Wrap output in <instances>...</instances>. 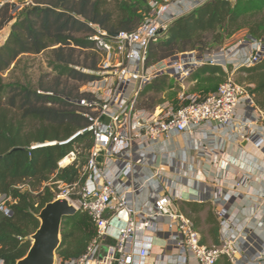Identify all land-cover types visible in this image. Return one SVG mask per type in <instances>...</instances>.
<instances>
[{
    "label": "built area",
    "instance_id": "2783aa9c",
    "mask_svg": "<svg viewBox=\"0 0 264 264\" xmlns=\"http://www.w3.org/2000/svg\"><path fill=\"white\" fill-rule=\"evenodd\" d=\"M204 1L162 4L151 0L152 13L135 30L121 31L113 37L99 29L91 37L103 52L98 72L102 77L81 90L93 95L81 104L93 112L85 113L91 123L83 131L91 132L94 141L81 172L83 183L68 184L55 174L48 184L53 186L56 198L68 199L78 211L89 215L96 236L82 256L59 260L58 264H143L151 254L153 235H164L168 248L173 250L168 255L163 248L155 264H217L221 257L232 264H264V164L257 163L248 152L242 159L219 158L213 162L216 175L204 182L205 176L195 172L194 158L186 152L196 150L201 156L223 147L232 138L254 145L257 138L263 140L264 123L260 121L264 122V111L254 94L228 76L201 99L188 94V103L180 107L169 102L154 109L136 106L139 92L163 73L184 83L205 65L221 66L227 73L228 68L239 70L264 61V36L257 38L248 33L218 52L188 51L147 66L150 43L173 19ZM30 3L0 0V9L10 5L11 13L16 14ZM185 135L190 141L182 157L176 158L168 143ZM209 136H217L219 142L210 146L205 141ZM76 158L75 151L69 152L58 163L59 168L74 163ZM228 168H234L236 176L229 187L223 185L222 176ZM165 170L173 174L166 175ZM192 179H199L198 196L186 199L177 188L181 181ZM207 182L218 184L220 193L215 195L214 190L210 196ZM252 182L259 187L250 189L245 197L254 210L239 221L230 213L229 204L242 196L240 189L250 187ZM77 187L80 190L74 197ZM179 201L213 202L220 226L219 245L201 242L200 232L180 211ZM12 203L11 196L0 194V210L5 214L12 213ZM121 212L126 215L125 224L115 228L114 220ZM0 264L11 263L0 259Z\"/></svg>",
    "mask_w": 264,
    "mask_h": 264
},
{
    "label": "trees",
    "instance_id": "16d2710c",
    "mask_svg": "<svg viewBox=\"0 0 264 264\" xmlns=\"http://www.w3.org/2000/svg\"><path fill=\"white\" fill-rule=\"evenodd\" d=\"M145 1L31 0L16 14L11 13L10 5L0 9V31L10 26L0 45V194L13 200L11 214L0 210V259L7 263L16 264L26 255L30 236L40 224L36 215L56 199L53 186L48 184L53 175L68 184L83 183L81 172L94 141L91 132L83 131L91 123L85 113L93 112L81 104L93 95L81 92V87L102 77L98 72L103 52L91 37L99 29L109 36L135 30L145 20L138 13ZM243 28L254 37L264 36V0H206L173 19L150 43L146 64H157L188 51L203 52L210 43H221ZM46 51L49 65L57 74L52 85L40 83L32 88L4 81L3 74L22 56ZM241 70L248 74V83L254 84L248 89L264 110V61ZM205 75L212 78L226 76V72L221 66L205 65L190 78ZM63 78L79 84L70 88L67 82L63 84ZM172 86V76L163 73L139 92L136 106L155 108L164 102L161 96ZM81 131L73 141L62 143ZM47 142L55 143L31 148ZM80 150L87 155L84 167L76 158L74 163L59 168L58 163L69 152L82 155ZM177 205L200 232L202 243L220 244L219 221L212 207L188 201ZM95 236L93 220L78 211L65 220L56 254L62 261L79 258ZM220 263L232 264L226 257H221Z\"/></svg>",
    "mask_w": 264,
    "mask_h": 264
},
{
    "label": "crops",
    "instance_id": "0c3cea01",
    "mask_svg": "<svg viewBox=\"0 0 264 264\" xmlns=\"http://www.w3.org/2000/svg\"><path fill=\"white\" fill-rule=\"evenodd\" d=\"M158 106V105H157ZM263 110V109H262ZM264 111V110H263ZM263 121H260V124H263ZM189 137L188 136H178L170 141L169 149L172 151H175L176 158H181L183 155V150L189 143ZM207 144L210 146L218 143L217 136H209L205 140ZM244 141H239L236 138H232L231 140L223 143V147L217 148L214 151H207L204 155L199 156L198 152L196 150L189 151L186 149V152L188 155L194 158V163H192V167L195 169V172H200L205 176V181H210L214 176L216 175V168L213 166V162L216 159H228V158H236V159H242L245 157V154L248 152L249 154H252L258 163L260 161L264 164V139L257 138L256 140V146L253 143H247L244 145ZM258 160V161H257ZM220 161V160H219ZM234 171V168H228L225 171H223L222 176L225 179V183L223 185L229 187L231 186L236 179V176L232 173ZM166 175H172L169 171H166ZM202 180V179H201ZM199 179H195V181L192 179L190 180H183L178 185V191L185 197L186 199H194L198 196V183ZM205 186L209 187V193L210 196L213 197L214 190L216 191V194H219L221 190L220 186L218 184H212L208 183L205 184ZM259 186L258 184H255L254 182L251 183L250 187L247 186L245 188L240 189L242 192V196H239L237 199H235L233 202L229 204L230 206V213L235 214L236 219L241 221L243 217L246 214H249L253 212L254 206L252 205V202L249 201L245 196L250 192V189H257ZM213 190V191H212ZM180 202V201H179ZM188 202H195V201H188ZM204 204H208V206L212 207L214 211V204L213 202H207ZM126 215L124 212H121L119 214V218L114 220V226L119 227L123 226L125 224ZM168 242L166 240V237L164 235H153V246L151 250L150 256H147L145 260L143 261V264H155V260L157 255H159L163 250L166 249V254L170 255L173 250L168 248L167 246Z\"/></svg>",
    "mask_w": 264,
    "mask_h": 264
},
{
    "label": "rangeland",
    "instance_id": "374dc122",
    "mask_svg": "<svg viewBox=\"0 0 264 264\" xmlns=\"http://www.w3.org/2000/svg\"><path fill=\"white\" fill-rule=\"evenodd\" d=\"M231 1L235 2L236 0H231ZM150 2L151 0H147L143 2L141 4L143 6L142 9L138 11L139 14L143 15V19H145L152 13ZM173 2L174 0H159V3L162 4L173 3ZM9 27L10 26H6L0 31V45L4 42L6 35L10 30ZM247 35H249L247 28H243L237 31L235 34L227 37L221 43H210L208 46V50L211 52H218L220 49L234 44L238 38L246 37ZM210 39L211 36H209V40ZM228 76H230L237 83L243 84L247 87L248 86L254 87V84L248 83L249 77L246 72H244L241 69L232 70L231 68H228V72L226 73V76L215 75L211 78L208 75H205L195 80L189 77L184 83H180L175 79V77L172 76L173 86L168 90H166L162 94L161 98L164 100V102H169L174 106H180L185 102V97L188 94L204 96L211 91L210 88L212 86L217 87L222 82H224ZM56 77H57L56 72L53 71V69L49 65L48 51L35 55L29 54L22 56L17 63L13 64L11 68L3 74V79L5 82H19L20 84L28 85L32 88H37L40 83H47L52 85L56 80ZM204 79L206 81H204ZM62 82L63 84L67 82V86H69L70 88L75 87L79 84L76 81H73L71 79L66 80L64 78ZM84 86L81 87V90ZM79 153H81L82 155L76 153V157L79 162L78 164L82 165L87 155L84 152V150H80ZM79 190H80L79 187L73 190L74 197L78 196ZM209 243L211 244L210 241ZM56 259H57L56 264H58L60 259L57 255H56Z\"/></svg>",
    "mask_w": 264,
    "mask_h": 264
},
{
    "label": "water",
    "instance_id": "95a60500",
    "mask_svg": "<svg viewBox=\"0 0 264 264\" xmlns=\"http://www.w3.org/2000/svg\"><path fill=\"white\" fill-rule=\"evenodd\" d=\"M117 35L118 33H114L112 36L116 37ZM80 134L81 132H77L62 143H69ZM243 144L245 145L246 142L244 141ZM16 149H13V151ZM77 212L75 206L66 198H56L47 203L36 215L40 224L30 236L31 246L28 252L16 264H56V252L61 243L64 222Z\"/></svg>",
    "mask_w": 264,
    "mask_h": 264
},
{
    "label": "bare ground",
    "instance_id": "6f19581e",
    "mask_svg": "<svg viewBox=\"0 0 264 264\" xmlns=\"http://www.w3.org/2000/svg\"><path fill=\"white\" fill-rule=\"evenodd\" d=\"M67 162V161H66Z\"/></svg>",
    "mask_w": 264,
    "mask_h": 264
}]
</instances>
